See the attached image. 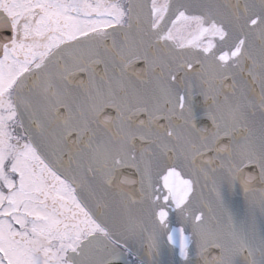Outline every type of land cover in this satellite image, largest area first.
I'll list each match as a JSON object with an SVG mask.
<instances>
[{
	"label": "snow or ice",
	"instance_id": "6c2138e0",
	"mask_svg": "<svg viewBox=\"0 0 264 264\" xmlns=\"http://www.w3.org/2000/svg\"><path fill=\"white\" fill-rule=\"evenodd\" d=\"M193 7L0 0V264H109L102 254L145 233L151 253L158 232L186 261L194 245L201 264H264V234L238 225L218 188L239 181L247 193L250 166L264 181V0ZM178 21L195 25L189 39ZM124 167L139 181L120 179ZM167 209L185 226L169 229Z\"/></svg>",
	"mask_w": 264,
	"mask_h": 264
},
{
	"label": "water",
	"instance_id": "95a60500",
	"mask_svg": "<svg viewBox=\"0 0 264 264\" xmlns=\"http://www.w3.org/2000/svg\"><path fill=\"white\" fill-rule=\"evenodd\" d=\"M170 2L174 3H180V4H190L194 7L192 8L190 14L191 15H200L201 9L198 7H195V5L200 4H229V3H236V0H170ZM244 0H241V3H243ZM258 2V0H257ZM130 3H135L139 5L147 4L150 8L151 6V0H128V5ZM147 9L143 10L140 14V20L141 24L144 27H147ZM172 19H175V16L171 17ZM179 22V21H178ZM177 22V23H178ZM169 27H172V25L169 23ZM107 31L112 32L113 29L109 28ZM190 38V37H189ZM188 38V39H189ZM140 39L139 34L135 29L128 35V41L130 43L136 42ZM204 40V44H207V37L202 38ZM116 40L118 44L124 43V35L122 33H116ZM108 45L112 44V39L110 38L107 41ZM196 51V50H193ZM143 62H139L138 65H133L128 69V78L131 79L133 82H135V75L133 73L137 70L138 67H142ZM102 65L98 67V71L102 69ZM197 91H199V86H197ZM258 91V89H257ZM81 97L83 96V92L80 91ZM203 97H197L195 107L200 110L199 112V119L205 120L206 117L204 115V112L202 111L203 108ZM105 115H112L115 116V110L113 109H105ZM103 116L100 117L101 120H103ZM257 119H259V113H257ZM23 122L25 124V127L31 128L34 131V128L31 124V121L28 119L27 115L23 117ZM210 123V121H209ZM112 131H115V128H112ZM27 135V133H25ZM168 163H171L172 161H166ZM45 163H48L46 160ZM219 163V162H218ZM51 166V165H50ZM56 170L55 168L53 169ZM180 170L179 168L177 169ZM252 172L257 178L251 182L249 191L246 193L244 191L243 186L239 181L232 182L231 184L225 182L223 184H219L218 188L221 193V196L224 200L226 208L232 213L236 223L238 225H243L249 229L254 228L257 236L264 234V211L261 210L260 207V201L262 198H264V181L260 179L259 175V169L255 166H250L249 168L245 169V173ZM60 174L59 172L57 173ZM218 173L217 175H219ZM182 175H184L182 173ZM118 176L120 179H123L124 177H128L132 180L139 181V175L136 173V170L134 168H128L124 167L119 170ZM63 178V176L61 177ZM184 178H189L187 175H184ZM158 177H153V180H157ZM207 184V186H205ZM120 187H123L125 191H131L133 188L139 189L140 185L137 183L136 185H120ZM145 187L147 189V181L145 182ZM155 187L158 189V194L161 196V200L159 203L163 204V195H166V190L163 189L162 181L159 184H156ZM111 196H114L116 193V189L112 188L108 190ZM149 193L151 192L150 189H148ZM198 191L202 194V199L204 201H213L215 200V194L212 191V183L211 181H205L203 178L200 180V185ZM103 195V192L97 188V198ZM154 199V197H153ZM149 201L145 202L144 207L147 208L149 205ZM89 207H91L94 211L96 210V205L94 200H89ZM169 210V229H179L182 226H185L181 223L179 215ZM217 214H222L221 210H217ZM97 215H99V212H97ZM139 215V213H138ZM151 226L149 225V230ZM188 234V233H186ZM148 233H145V236L143 239H133L130 240L128 243V250L125 248H118V252L122 253V255H115V254H108L104 253L103 258L109 262V264H130L126 260V254L123 252V250L127 251L129 254H131L137 261H139L141 264H189V261H191V264H201L200 257L197 254V250L194 245H190V255L188 261H186L184 258H182L179 254V247L177 245H172L167 241V234L166 233H157L155 238L156 247L152 250V252H149V243L150 241L147 239ZM123 249V250H122Z\"/></svg>",
	"mask_w": 264,
	"mask_h": 264
},
{
	"label": "flooded vegetation",
	"instance_id": "af4514ba",
	"mask_svg": "<svg viewBox=\"0 0 264 264\" xmlns=\"http://www.w3.org/2000/svg\"><path fill=\"white\" fill-rule=\"evenodd\" d=\"M92 2H95V0H92ZM107 2H113V0H107ZM119 3H121L122 5L125 6V9L127 8V0H119ZM193 29H195V25L193 27ZM182 36V35H181ZM22 135H25V133H21ZM126 260L130 263V264H140L138 261H136L131 255L127 254L126 255Z\"/></svg>",
	"mask_w": 264,
	"mask_h": 264
},
{
	"label": "rangeland",
	"instance_id": "374dc122",
	"mask_svg": "<svg viewBox=\"0 0 264 264\" xmlns=\"http://www.w3.org/2000/svg\"><path fill=\"white\" fill-rule=\"evenodd\" d=\"M191 26H188V25H182V27H179L178 29L179 30H182V31H184V30H186V29H189ZM185 32V31H184Z\"/></svg>",
	"mask_w": 264,
	"mask_h": 264
}]
</instances>
